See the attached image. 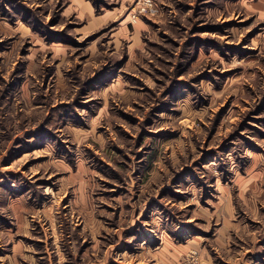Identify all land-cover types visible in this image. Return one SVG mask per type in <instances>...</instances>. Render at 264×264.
Returning a JSON list of instances; mask_svg holds the SVG:
<instances>
[{"label":"rangeland","instance_id":"obj_1","mask_svg":"<svg viewBox=\"0 0 264 264\" xmlns=\"http://www.w3.org/2000/svg\"><path fill=\"white\" fill-rule=\"evenodd\" d=\"M0 264H264V0H0Z\"/></svg>","mask_w":264,"mask_h":264},{"label":"built area","instance_id":"obj_2","mask_svg":"<svg viewBox=\"0 0 264 264\" xmlns=\"http://www.w3.org/2000/svg\"><path fill=\"white\" fill-rule=\"evenodd\" d=\"M145 5L147 6V8L142 9L143 11H146V9H150V8H151V4H150L149 1H147V2L145 3ZM146 6H145V7H146Z\"/></svg>","mask_w":264,"mask_h":264}]
</instances>
